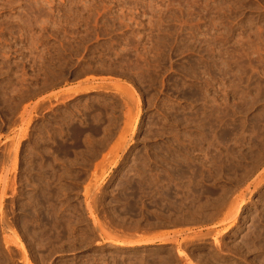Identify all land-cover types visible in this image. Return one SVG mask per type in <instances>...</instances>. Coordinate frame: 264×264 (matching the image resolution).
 <instances>
[{
	"label": "rangeland",
	"instance_id": "rangeland-1",
	"mask_svg": "<svg viewBox=\"0 0 264 264\" xmlns=\"http://www.w3.org/2000/svg\"><path fill=\"white\" fill-rule=\"evenodd\" d=\"M0 264H264V0H0Z\"/></svg>",
	"mask_w": 264,
	"mask_h": 264
},
{
	"label": "bare ground",
	"instance_id": "bare-ground-1",
	"mask_svg": "<svg viewBox=\"0 0 264 264\" xmlns=\"http://www.w3.org/2000/svg\"><path fill=\"white\" fill-rule=\"evenodd\" d=\"M241 208H242L241 206L238 207L236 213L232 217V220H235L236 216L239 214V209L241 210ZM94 222L96 223L95 218H94ZM105 233L108 236L105 241V244L110 245L112 248H115L116 250H119L122 247L136 248V247H142V246H150L151 244H153L152 241L145 240V239L132 241V242L120 241L117 239H113V237L109 236L110 232H107V230H105ZM160 242L161 244H165L167 243V240L165 239Z\"/></svg>",
	"mask_w": 264,
	"mask_h": 264
}]
</instances>
